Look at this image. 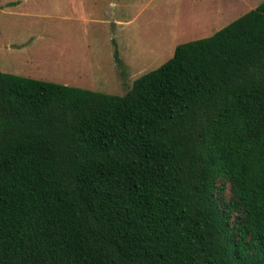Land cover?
I'll return each mask as SVG.
<instances>
[{
    "label": "trees",
    "instance_id": "trees-1",
    "mask_svg": "<svg viewBox=\"0 0 264 264\" xmlns=\"http://www.w3.org/2000/svg\"><path fill=\"white\" fill-rule=\"evenodd\" d=\"M0 264H264V0L121 95L0 71Z\"/></svg>",
    "mask_w": 264,
    "mask_h": 264
},
{
    "label": "rangeland",
    "instance_id": "rangeland-1",
    "mask_svg": "<svg viewBox=\"0 0 264 264\" xmlns=\"http://www.w3.org/2000/svg\"><path fill=\"white\" fill-rule=\"evenodd\" d=\"M262 1L0 0V71L121 95L177 44L212 35ZM216 197L231 199L228 183Z\"/></svg>",
    "mask_w": 264,
    "mask_h": 264
},
{
    "label": "crops",
    "instance_id": "crops-1",
    "mask_svg": "<svg viewBox=\"0 0 264 264\" xmlns=\"http://www.w3.org/2000/svg\"><path fill=\"white\" fill-rule=\"evenodd\" d=\"M41 73V72H40ZM39 73V74H40ZM22 74H23V76H28V77H35V76H32V75H30V74H27V73H25L24 71H22ZM25 74V75H24ZM74 79H76V78H74ZM63 81V84H66L67 85V83H70V82H73L74 80H70L69 78H65V79H61V82ZM69 81V82H68ZM78 81V80H77Z\"/></svg>",
    "mask_w": 264,
    "mask_h": 264
}]
</instances>
